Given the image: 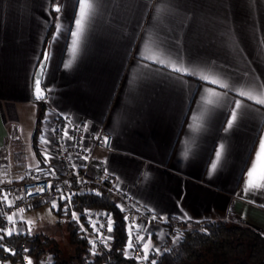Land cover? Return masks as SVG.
<instances>
[{
    "label": "crops",
    "instance_id": "0c3cea01",
    "mask_svg": "<svg viewBox=\"0 0 264 264\" xmlns=\"http://www.w3.org/2000/svg\"><path fill=\"white\" fill-rule=\"evenodd\" d=\"M84 11L73 50L77 0H0V184L53 172L51 121L62 116L83 122L86 135L112 136L110 149L94 150L90 173L112 175L157 219L133 234L147 253L167 225L191 220L264 234V187L245 191L249 179L264 184V0H85ZM50 28L46 112L33 140L41 100L32 81ZM236 100L243 107L225 131ZM57 202L56 213L66 206ZM20 218L0 216L5 237L28 233Z\"/></svg>",
    "mask_w": 264,
    "mask_h": 264
},
{
    "label": "trees",
    "instance_id": "16d2710c",
    "mask_svg": "<svg viewBox=\"0 0 264 264\" xmlns=\"http://www.w3.org/2000/svg\"><path fill=\"white\" fill-rule=\"evenodd\" d=\"M49 29L43 47L45 50L50 38ZM42 52V53H43ZM42 57V54H41ZM46 105L38 103L36 123L33 132L35 140L41 131ZM92 174V173H91ZM62 211L76 210L85 229H81L76 220L67 224L69 240L74 244V253L64 255L58 243L52 237L43 234L18 233L5 237L0 246V260H9L11 264L19 261L23 254L32 259V264H41L50 254L47 264H264V234L249 225L218 220L188 221L186 227L178 230V239L169 248L153 252L145 260H139L128 254L131 235L127 228L126 211L119 207L114 197L107 191L99 194L82 192L71 198ZM86 209H100L110 215L111 231L108 226L101 236L93 234L84 221L82 213ZM166 231L173 232L170 225ZM20 241H27V250H15ZM96 242V250L89 245Z\"/></svg>",
    "mask_w": 264,
    "mask_h": 264
},
{
    "label": "built area",
    "instance_id": "2783aa9c",
    "mask_svg": "<svg viewBox=\"0 0 264 264\" xmlns=\"http://www.w3.org/2000/svg\"><path fill=\"white\" fill-rule=\"evenodd\" d=\"M51 131L52 154L56 167L48 176L32 173L30 177L23 180L0 184L1 217L6 218L11 213L23 214L45 200L70 201L78 193L99 194L107 191L114 197L116 204L126 211V223L131 236L135 232L134 229H143L145 220L156 219L152 213L142 210L133 197L115 182L112 175L90 173L94 150L111 148L110 134L99 130L86 135L87 130L83 122H71L67 117L62 116L52 119ZM87 138L90 144L86 143ZM38 189L44 190L38 191ZM82 216L89 227L91 226L93 234L97 236H101L103 231L105 233L109 221L112 222L107 213L100 209H86ZM21 220L20 218L18 221L21 222ZM141 230L135 233L141 234ZM177 235L178 230L175 228L173 232L166 231L164 240L156 247V252L169 248ZM0 236L3 237L1 231ZM138 236H133L134 242L131 248H128V254L133 258L145 260L148 254L137 241ZM0 246H5L3 239H0ZM29 246L27 241H20L15 250L25 251ZM93 247H96V242L91 243L88 248L93 250ZM29 261L32 264L31 257L23 254L21 259L13 264H29ZM48 262H50V255H47L41 264ZM0 264H8V260H0Z\"/></svg>",
    "mask_w": 264,
    "mask_h": 264
},
{
    "label": "rangeland",
    "instance_id": "374dc122",
    "mask_svg": "<svg viewBox=\"0 0 264 264\" xmlns=\"http://www.w3.org/2000/svg\"><path fill=\"white\" fill-rule=\"evenodd\" d=\"M57 203V201H49L36 206L21 214V219L24 221V225L28 233L43 234L52 237L53 240L58 243V247L64 255H71L74 253V244L69 240L67 224L71 220H76L81 229L86 230V227H83V223L80 222L79 213L76 210L62 211L61 214L56 213L53 205ZM64 208H66V206H64ZM73 213H75V217L73 216ZM107 216L110 217L108 214ZM184 227H186L185 224H180V229ZM134 230L137 232L141 229L137 228ZM178 235L174 242L177 241ZM95 248L97 247H93V251L96 250ZM147 254L149 257L150 254Z\"/></svg>",
    "mask_w": 264,
    "mask_h": 264
},
{
    "label": "snow or ice",
    "instance_id": "6c2138e0",
    "mask_svg": "<svg viewBox=\"0 0 264 264\" xmlns=\"http://www.w3.org/2000/svg\"><path fill=\"white\" fill-rule=\"evenodd\" d=\"M79 6H80V12H79V15L78 17H74V23H75V31H71V36L73 37V40H72V48L73 50H75L76 48V44H77V39L78 37L82 34L83 32V21L85 19V0H77ZM54 12L56 13H60L61 12V7L56 4L53 9H52ZM56 28H57V31L60 30L61 28V25L60 24H57L56 25ZM58 38V37H56ZM49 59V54L47 52H45L43 54V60L40 64V68L38 70V72L36 73L35 75V79H34V84H33V87H34V91H35V96H36V99H43V89L41 88V76H42V73H43V70L44 68L46 67V64H47V61ZM160 63H164V61H159ZM167 66V65H166ZM65 67H68V65L66 64ZM172 70L173 71H176V72H181V73H184L187 71V69H180V68H176V67H172ZM203 79L205 80H208V77H203ZM210 83L212 84H219V81L217 80H211L209 81ZM221 87H228L227 84H220ZM217 95H219V93H216ZM247 94L244 93V92H240V96H246ZM249 99H255V97H251L249 96L248 97ZM258 103L260 104H264V99H261L258 101ZM243 107V104L241 102V100H236L235 101V107L234 109L232 110L231 112V118L227 121V125L228 127L225 129V131H228L229 129H231L233 126H234V123L237 121L238 117H239V114H240V110L242 109ZM65 135H67V132L65 131ZM223 145L220 146V149L222 150L223 149ZM260 152L257 153V159L259 160L260 158V155L261 153H264V138H261L260 139ZM221 150H216L215 152V156H216V159L217 161L220 160V157H221ZM217 167V164L216 163H213L212 164V168L215 169ZM255 168V164L253 165V169ZM247 175L249 177L252 176V170H249ZM49 187H51L49 185ZM252 187H264V184L262 185H254L251 181V179H249L246 184H245V191H247L249 188H252ZM44 189H38V191H43ZM31 194V193H29ZM6 199V197H5ZM67 199V198H66ZM53 207H56V205L54 204ZM73 216L75 217V213H73ZM8 220L11 221L12 220V217H8ZM15 229H12L11 231H8L7 232V235H11L12 234V231H14ZM108 230L111 231V222L109 221V225H108ZM2 231V230H0ZM0 239H3L2 236H0ZM94 243V242H93ZM131 244H129V247L131 248ZM143 248L144 250H147L148 248V245L145 243L143 245ZM29 264H31V261H29ZM154 264V262H153Z\"/></svg>",
    "mask_w": 264,
    "mask_h": 264
},
{
    "label": "water",
    "instance_id": "95a60500",
    "mask_svg": "<svg viewBox=\"0 0 264 264\" xmlns=\"http://www.w3.org/2000/svg\"><path fill=\"white\" fill-rule=\"evenodd\" d=\"M45 52H47V51L44 50L43 54H44ZM43 54H42L41 59H40L39 62H38V65H37V67H36V69H35V72H34V75H33V81H32V93H33V98H34V99H36V96H35V91H34L33 84H34L35 75H36V73L38 72V70H39V68H40V64H41V62H42V60H43ZM43 71H44V70H43ZM42 75H43V73H42ZM41 82H42V76H41ZM41 88L43 89V87H42V83H41ZM45 98H46V92H45V90L43 89V99H45ZM43 99H39V100H43ZM36 100H38V99H36Z\"/></svg>",
    "mask_w": 264,
    "mask_h": 264
}]
</instances>
